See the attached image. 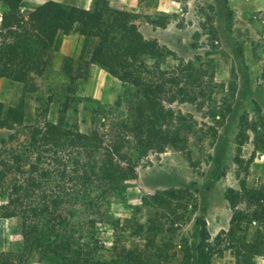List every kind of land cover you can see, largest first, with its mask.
Returning <instances> with one entry per match:
<instances>
[{
    "label": "trees",
    "instance_id": "trees-1",
    "mask_svg": "<svg viewBox=\"0 0 264 264\" xmlns=\"http://www.w3.org/2000/svg\"><path fill=\"white\" fill-rule=\"evenodd\" d=\"M22 3L0 0V78L31 93L32 76L43 73L47 55L61 47L62 37L77 34L83 39L81 56L66 58L62 67L71 84L86 79L89 67L97 66L127 91L115 106L87 100L83 110L89 115L83 120L67 101L57 121L43 125L27 124L25 98L9 107L0 101V134H8L0 146V217L19 220L24 251L41 262L162 264L154 228L138 223L137 233L149 244L131 247L119 244L112 223L113 246L107 247L98 225L101 216L109 217L103 209L127 192L139 163L150 153L174 149L190 156L194 127L174 105L197 97L193 63L164 71L162 63L173 52L144 36L138 14L114 13L108 0H99L93 10L48 1L26 18ZM237 140L240 147L247 141L241 133ZM257 148L264 152V137ZM243 194L252 210L239 209ZM183 199L170 189L146 199L145 206L166 208L176 216ZM227 200L234 210L231 225L213 243L205 218H196L188 246L191 264H211L226 252L235 264H257L264 258V184L253 191L231 189ZM22 263L21 256L0 252V264Z\"/></svg>",
    "mask_w": 264,
    "mask_h": 264
},
{
    "label": "rangeland",
    "instance_id": "rangeland-1",
    "mask_svg": "<svg viewBox=\"0 0 264 264\" xmlns=\"http://www.w3.org/2000/svg\"><path fill=\"white\" fill-rule=\"evenodd\" d=\"M45 1L26 0L21 6L22 16L26 18ZM227 2L140 0L139 9L129 11L138 14V25L147 39H156L173 52L162 63L164 71L193 63L198 86L193 96L197 97L174 108L187 116L194 132L189 138L190 156L174 149L150 153L139 163L137 178L129 182L127 192L103 209L109 217L101 216L98 228L107 247L113 246L112 223L120 245L149 244L136 231L139 223L157 232L162 264H191L188 246L193 243L196 218H205L213 243L231 225L234 210L227 200L229 190L242 191L244 187L253 191L264 184V152L257 148L264 137V5L256 7L257 0ZM166 3L171 9L159 8ZM110 10L127 11L116 6H110ZM1 12L0 4V28ZM61 40V47L47 55L43 73L33 74L31 93L25 92L23 85L0 78V101L9 107L25 98L29 125L56 122L67 101L80 111L78 119H87L89 114L83 110L87 100L115 106L127 91L125 85L97 66L89 67L86 79L71 84L62 67L66 58H80L83 39L72 34ZM82 123L86 130L88 121ZM239 133L247 139L241 147L237 143ZM7 138L6 132L0 134V146ZM170 189L184 196L176 216L166 208L145 206L146 199ZM248 202L243 194L239 209L252 210ZM3 203L0 198V205ZM0 252L21 256L22 264H49L24 251L16 218L0 217ZM211 264L235 262L226 252L213 257ZM257 264H264L262 258Z\"/></svg>",
    "mask_w": 264,
    "mask_h": 264
},
{
    "label": "crops",
    "instance_id": "crops-1",
    "mask_svg": "<svg viewBox=\"0 0 264 264\" xmlns=\"http://www.w3.org/2000/svg\"><path fill=\"white\" fill-rule=\"evenodd\" d=\"M48 1H54L58 3H62L69 6L79 7L86 10H93L96 6V3H98L99 0H47L44 3ZM111 7H118L120 10H127V11H137L139 9L140 0H108ZM26 3V0H23L22 5ZM44 3L40 4L43 5ZM261 4L264 5V0H257L255 3L256 7H259ZM21 5V6H22ZM166 9H165V8ZM160 9H163V11H168L167 8L171 9L170 4L166 3V5H160ZM264 261V258H262Z\"/></svg>",
    "mask_w": 264,
    "mask_h": 264
}]
</instances>
